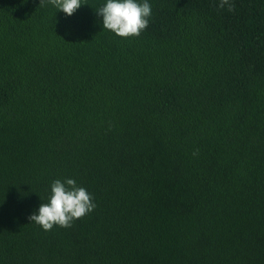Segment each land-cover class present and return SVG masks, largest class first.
<instances>
[{"label": "trees", "instance_id": "trees-1", "mask_svg": "<svg viewBox=\"0 0 264 264\" xmlns=\"http://www.w3.org/2000/svg\"><path fill=\"white\" fill-rule=\"evenodd\" d=\"M232 2L121 38L106 0H0V264H264V0ZM68 178L96 208L44 231Z\"/></svg>", "mask_w": 264, "mask_h": 264}, {"label": "clouds", "instance_id": "clouds-1", "mask_svg": "<svg viewBox=\"0 0 264 264\" xmlns=\"http://www.w3.org/2000/svg\"><path fill=\"white\" fill-rule=\"evenodd\" d=\"M58 11L66 16H72L82 5L81 0H48ZM43 0H40V4ZM217 10L235 11L232 0H218ZM96 14L103 18V28L110 30L121 38L139 37L149 26L152 15L148 0L142 3L137 0H106V3L96 9ZM194 152L193 155H196ZM96 208L93 197L84 187L79 186L74 179L64 181L57 179L51 184V195L47 203L39 206L38 213L28 217L31 222L44 231L54 226L71 228L75 220L91 213Z\"/></svg>", "mask_w": 264, "mask_h": 264}]
</instances>
